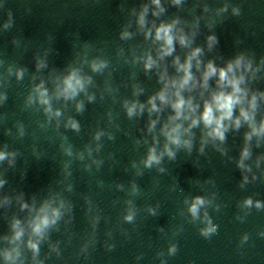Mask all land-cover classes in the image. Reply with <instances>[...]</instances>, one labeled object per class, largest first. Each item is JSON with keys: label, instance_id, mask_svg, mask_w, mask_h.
Here are the masks:
<instances>
[{"label": "water", "instance_id": "1", "mask_svg": "<svg viewBox=\"0 0 264 264\" xmlns=\"http://www.w3.org/2000/svg\"><path fill=\"white\" fill-rule=\"evenodd\" d=\"M0 154V264H264V0H0Z\"/></svg>", "mask_w": 264, "mask_h": 264}, {"label": "clouds", "instance_id": "2", "mask_svg": "<svg viewBox=\"0 0 264 264\" xmlns=\"http://www.w3.org/2000/svg\"><path fill=\"white\" fill-rule=\"evenodd\" d=\"M169 30H170L169 28H162L160 30V32H163L164 38L166 39L167 44L170 46L171 43H172V39L168 35ZM159 36H160V33L158 32V38H159ZM170 50L171 49L169 47L168 51H170ZM239 64H240V60L238 59L236 61V66L239 67ZM231 71H232V65L231 64L228 66L227 71L221 70L219 72L221 81H225V82L231 84L233 86V88H234V93L235 92H239L240 89L237 86L238 83H239V81H237L235 79H231V80L228 79L227 73L228 72H231ZM215 73H216V69L213 66L209 65L208 72L206 73V77L207 76H210V75H213ZM184 83H187V79H185ZM76 84L79 86L80 82L79 81H76ZM67 87L69 89H73L72 83L71 82H68ZM161 99H163V97H161ZM214 99H215V103H216L217 108L219 110H221V112H222V116H221L220 119L231 118L233 105L239 102L238 97H236L235 94H233V95H224L223 93H221V94L215 96ZM182 105H183V101L182 100L175 105V107L178 110V112H179V109L182 107ZM129 112L131 114V109L129 110ZM245 118L246 119L249 118L247 116V114H245ZM203 119H204V121H205V123L207 125H211L212 123H215L218 126L217 127V130H216V134L218 136H220V138L222 139L223 138L222 133L219 131L220 119H214V117H213V109H212L211 106H206V111L203 114ZM238 123H239V121H237V124ZM244 155L245 156L247 155V152L246 151H245ZM2 158H3V155L0 154V159H2ZM155 159H156L155 156L150 157V160H155ZM202 203H203V201L200 198H197L196 201H195V203L192 205L190 211L192 212V214L194 216L197 213V207H198V205H200ZM246 203L250 204L251 201H246ZM257 206H259V205H257ZM128 219H131V217H128ZM47 223H48V220L46 218H44L39 224H37V226L35 227V231L36 232H40L41 231V228L43 226H46ZM214 231H215V228L214 227H209L206 230H204L202 234L208 235L209 233L214 232ZM18 236H19V232L17 233V237Z\"/></svg>", "mask_w": 264, "mask_h": 264}]
</instances>
